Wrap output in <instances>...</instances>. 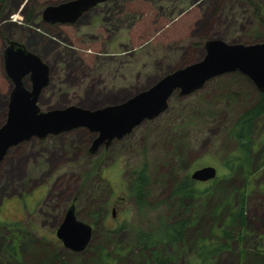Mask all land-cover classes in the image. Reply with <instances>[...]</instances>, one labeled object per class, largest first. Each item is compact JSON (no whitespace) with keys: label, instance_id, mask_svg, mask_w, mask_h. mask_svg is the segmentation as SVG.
<instances>
[{"label":"rangeland","instance_id":"rangeland-1","mask_svg":"<svg viewBox=\"0 0 264 264\" xmlns=\"http://www.w3.org/2000/svg\"><path fill=\"white\" fill-rule=\"evenodd\" d=\"M63 1L67 0H7L5 7L0 6V127L12 90L4 70L3 38L23 44L47 64L49 82L37 105L48 111L121 103L168 73L199 61L209 40L241 43L244 36L251 39L264 32V0H252L257 17L241 0H109L75 26H48L41 14L25 21L31 3L42 12ZM25 86L30 87L28 80ZM198 91L185 97L175 93L162 114L94 153L90 152L94 134L85 128L33 138L11 148L0 163V264H15L4 249L14 234L23 260L30 264H52L55 259L92 263L88 247L76 253L56 238L71 205L77 219L93 228L90 249H105L111 258L108 264H149L131 245L134 228L148 229L167 215V208L158 202L169 195L171 170L179 177L211 165L220 175L222 159L234 149L226 132L241 107H214L211 90ZM253 140L257 172L249 179L247 222L243 230L236 223L228 227L234 236L231 249L214 264H264V117L257 122ZM144 162L153 180L149 202L154 207L140 214L127 184L132 170ZM210 186L211 182L200 183L202 188ZM231 202L237 209L238 198ZM228 209L219 211L217 223L224 222ZM203 219L188 228L186 251L178 256L170 250L165 253L172 259L169 264H187L199 236L218 239L210 232V212Z\"/></svg>","mask_w":264,"mask_h":264},{"label":"water","instance_id":"water-1","mask_svg":"<svg viewBox=\"0 0 264 264\" xmlns=\"http://www.w3.org/2000/svg\"><path fill=\"white\" fill-rule=\"evenodd\" d=\"M109 0H67L46 6L44 23L74 24L85 12ZM204 56L197 62L176 69L149 88L125 101L97 109L67 106L42 111L37 103L48 86L49 68L23 44L9 42L3 53L6 76L12 83L5 122L0 127V163L7 152L33 138L44 139L85 128L94 134L90 152L121 140L145 121L162 114L174 93L180 97L200 90L208 81L229 73L245 76L258 92L264 93V40L253 44L228 43L212 39L204 45ZM25 80L30 87L26 88ZM218 177L216 167L208 165L190 173V178L206 183ZM93 228L78 220L69 206L56 230L64 248L80 253L90 244Z\"/></svg>","mask_w":264,"mask_h":264},{"label":"trees","instance_id":"trees-1","mask_svg":"<svg viewBox=\"0 0 264 264\" xmlns=\"http://www.w3.org/2000/svg\"><path fill=\"white\" fill-rule=\"evenodd\" d=\"M241 2L252 8V16L257 17V6L252 0H241ZM0 4V6L5 7L7 0H3ZM30 5L32 6L25 16L27 23L32 22L37 15L41 14V12H37L32 3ZM1 9L0 7V11ZM13 19H18V16H13ZM250 38L253 41L244 36L241 43L261 42L264 40V32L257 37ZM3 39L8 42L7 39ZM204 89L211 90L213 95L210 97L214 107L217 105L241 107L226 132V138L234 144V149L222 159L218 167L222 173L215 180L210 181V187H200V183L193 181L189 173L177 177L173 175L174 169L171 170V175L167 176L168 179L172 180L169 195L158 202L159 206L167 208V215L158 218V221L148 229L134 228L135 239L131 245L138 249L141 255L146 256L149 264H169L172 259L171 257L166 258L167 254L165 253L167 251H173L177 256L180 251L182 253L183 250L186 251L185 239L188 228L199 220H204L203 217L209 212L212 221L210 232L217 235L218 239L209 235L199 236L192 251L187 255L186 261L187 264H214L221 253L231 249L230 242L234 236L233 231L228 227L236 223L243 230L247 222L245 207L249 179L253 172H257L253 158L255 152L253 134L257 122L264 117V93L258 92L245 76L237 72L208 81L202 90ZM174 96L175 93L169 102ZM181 109H188L187 112H193V109L188 106H181ZM174 142L178 143L179 139H175ZM182 156L184 158V155ZM183 162L181 160V163ZM239 179L242 181L240 185ZM152 184L153 180L147 162L132 170L131 178L127 184V193L140 214L145 213L146 209L154 207L149 202L152 195ZM235 197L239 200L237 209L233 208L231 202ZM226 206L229 207L226 221L224 220L222 224H219L216 221V215L219 216V211L225 209ZM240 235L238 233L236 236L238 241L241 240ZM8 241L4 247L6 257L12 259L15 264H30L23 260L17 236L14 234L13 238L8 239ZM90 248L88 246L86 250L87 253L91 252L90 256L93 257L90 264L111 263L109 254L101 246ZM52 264L66 263L55 259Z\"/></svg>","mask_w":264,"mask_h":264},{"label":"flooded vegetation","instance_id":"flooded-vegetation-1","mask_svg":"<svg viewBox=\"0 0 264 264\" xmlns=\"http://www.w3.org/2000/svg\"><path fill=\"white\" fill-rule=\"evenodd\" d=\"M50 5H53V4H50ZM100 5H97L96 7L90 9L89 11L85 12L74 24H50V23H45V24H48V26H51V27H57V26H75L76 24H78L80 22V19L85 15L87 14L88 12H90L91 10L93 9H99ZM42 13V12H41ZM43 22V21H42ZM44 23V22H43ZM12 40H8V42L5 43V48L9 45V42H11Z\"/></svg>","mask_w":264,"mask_h":264}]
</instances>
